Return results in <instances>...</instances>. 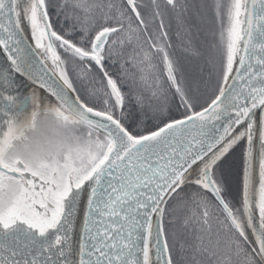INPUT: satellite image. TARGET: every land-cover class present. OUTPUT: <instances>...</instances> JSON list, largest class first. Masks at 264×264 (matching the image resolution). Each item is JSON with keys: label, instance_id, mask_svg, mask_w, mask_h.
I'll list each match as a JSON object with an SVG mask.
<instances>
[{"label": "snow or ice", "instance_id": "1", "mask_svg": "<svg viewBox=\"0 0 264 264\" xmlns=\"http://www.w3.org/2000/svg\"><path fill=\"white\" fill-rule=\"evenodd\" d=\"M166 3L177 6L176 0ZM69 4L77 13L72 30L79 24V44L53 30L46 0H0V47L9 53L16 71L26 63L19 57L23 20L36 48L51 60L54 74L58 73L67 89L76 91L57 47L84 63L85 78L94 62L110 89L106 95L114 101L112 109H122L125 96L104 62L112 59L113 46L123 47L121 34L131 44L143 29L151 47L163 53L168 79L176 85L181 102L191 107L176 84L172 61L159 43L167 33L162 31L153 39L137 0H126L127 7L114 0H63V6ZM214 10L221 27L227 87L221 86L207 108L165 122L155 131H129L112 111H96L79 95L72 99L55 81L48 88L60 103L45 109L43 127L38 123V104L28 124L18 122L19 114L32 102L30 96L3 97L7 104L0 108V264H175L167 239L161 241L163 205L180 196L189 183L212 194L224 216L219 224L237 237L222 239L221 229L213 228L209 200L199 191L191 193L183 200L188 208L183 226L189 239L179 244L189 264H264V0H215ZM154 17H160L159 10ZM97 18L104 23L92 35ZM159 26L163 29L162 19ZM146 61L147 53L139 63ZM129 62L136 66L135 58L130 57ZM45 86L46 82L41 84ZM104 102L108 104L107 99ZM257 110L259 183L258 192L250 196ZM230 112L235 116L220 133L215 122ZM242 124L245 129L233 136ZM243 139L247 140L243 213L254 244L248 240L240 210L224 199L223 183L214 177L218 163ZM198 163L193 181L190 170ZM86 182L90 188L87 211L79 244L74 247L72 217ZM257 210L258 222L254 220ZM152 214L157 218L154 251L148 239L153 235ZM137 229H144L146 235Z\"/></svg>", "mask_w": 264, "mask_h": 264}, {"label": "rangeland", "instance_id": "2", "mask_svg": "<svg viewBox=\"0 0 264 264\" xmlns=\"http://www.w3.org/2000/svg\"><path fill=\"white\" fill-rule=\"evenodd\" d=\"M187 1H189V4ZM114 2L123 4L127 7L126 0H114ZM46 3L48 4L49 17L53 25V30L57 31L60 35H65L66 38H71L74 43L79 44L81 36L79 24H77L75 30H72V25L76 23V11L70 4L63 6V0H46ZM176 4L177 6L173 8L166 3V0H155V3L153 0H137L138 10L145 21L148 22V33L153 36V39L160 37L162 31L167 33L166 38L160 39L159 43L164 45L168 58L172 61L173 73L176 81L178 68L181 69L184 75L183 77L179 76L182 82L179 84L176 82V84L182 89L184 97L187 99L188 104L191 105L190 108L185 105L182 109V112L185 113L204 104L213 96L215 89L222 82L225 54L224 47L219 40L221 27L215 15V0H176ZM156 10H159L160 17H154ZM129 14L133 15L130 12ZM79 15L82 21L83 14L79 13ZM161 19L163 20V29L159 26ZM103 23V20L97 18L95 28L91 29V34L94 35L95 31L98 30ZM109 23L114 22L109 21ZM132 23H136L134 15ZM69 32L70 35H68ZM119 38L125 39L123 47L119 44L113 46L112 59L105 60L104 64L109 75L117 81L118 87H120L121 92L125 96L123 107H126L127 111H129L134 106L133 109L136 111L137 115L135 119L131 117L132 122H137L138 119L143 116L147 117L161 113L159 109L161 108L163 110L167 100L173 95L176 98V102L177 100H181L180 94L176 91V85H173L172 81L168 79L163 53L157 52L151 47L150 41L147 39L143 29L140 30L139 37L133 40L131 44L127 42L123 34H121ZM33 42L35 44L34 40ZM40 51L43 52L42 49H40ZM57 51L65 61L64 67L72 83V78L74 77L78 84L86 86L89 83V90H92L90 95L96 94V98L93 100H89L88 96L84 99L91 103L97 102V106L104 107L108 111H115L118 115L121 114V110L126 112V108L112 109L111 106L114 101L113 99H109L106 95V92H110V89L107 88L106 80L99 70L98 73L102 75V78L97 74L95 76L97 83H94L91 76H88V78L86 76L85 78V65L83 62L72 57L62 48L57 47ZM147 52L151 54L148 55L149 61L140 64L139 61L143 59L144 54ZM137 53H139V56L136 55ZM130 57L135 58V67L129 62ZM111 60L116 63L114 67H110V63H112ZM175 61L178 64V68ZM141 68L144 69L143 72ZM142 76L144 79L141 78ZM204 76H208V78L204 80ZM211 77L215 84L214 88L207 87ZM123 86L126 88L123 89ZM31 98V104L26 111L20 114L18 122L21 125L28 124L31 120V113L37 110L38 104V110L41 113L38 123L43 127L46 123L43 113L45 109L49 107L46 106L45 102L39 99V95L33 96L32 94ZM106 99L108 100L107 105L104 102ZM160 118H166V115L162 113ZM84 128L86 130V127ZM141 130V125L136 127L135 124L134 127L130 129V131L135 133ZM146 131L141 132L143 133ZM237 145H240L241 149L237 148ZM243 148L244 140H241L218 163L214 170V177L223 183L224 199L229 202L231 207L235 203L238 205L237 208L240 210L239 214L247 231L248 240L252 243L251 232L239 206V179L241 178ZM197 172L198 170L191 172V180L194 181L197 178ZM198 191L209 200L214 230L220 226L219 221H222L224 218L218 204H215L211 197V193L199 189V187L193 183L187 184L180 193V196L170 199L164 207L165 212L162 226L164 238L167 239L175 264H189L187 255L182 254L179 250L180 242L189 239L188 232L183 226V221L188 214V208L183 203V200L191 193ZM175 206L176 208H174ZM236 238V235L231 233V239ZM245 246L247 247V245Z\"/></svg>", "mask_w": 264, "mask_h": 264}, {"label": "water", "instance_id": "3", "mask_svg": "<svg viewBox=\"0 0 264 264\" xmlns=\"http://www.w3.org/2000/svg\"><path fill=\"white\" fill-rule=\"evenodd\" d=\"M21 28L23 31L21 33H19L20 38H21L20 48L23 49V51L21 53H19V57H20V59H23L24 61H26V63L22 65L21 71H16L15 67L12 65V62L8 59L9 53L5 52L4 49L2 47H0V58L3 61V64L5 66V70L10 72L11 73V74L9 73L10 75H13V76L20 78L25 83V85H24L25 91H24L22 96L32 97V94H33V96L39 95V97H40L39 99H41L43 102H45L47 107L53 108V107L59 106L60 102L57 100L56 96H54L52 94V92L49 91L48 86L54 87L55 86L53 84L54 81L56 84L64 86L63 81L59 79L58 73L54 74L55 69L53 68L52 63L49 61V59L45 58L43 52L40 51L39 48H36L32 38L30 36V30H28L25 27L24 23H23V26L21 25ZM11 54L13 56H17L16 52H12ZM20 59L17 60V63H20ZM236 66L237 65H234V70H235ZM233 75H234V73H233ZM1 78L2 77L0 76V79ZM45 82H46L47 86L41 87V84L45 83ZM228 83L229 84L232 83V76L229 77ZM222 85L224 87H227V85H225L223 82V77H222V82H221L220 87L217 89L215 94L208 101H206L203 105H201L198 108H196L192 111H189L183 115H179V116H175V117L166 119L162 123L158 124L156 127L152 128L151 130L144 132V133H139V134H147L150 131H155V130H157V128L159 126H163V123L170 122L172 119H182L188 115H191L194 112L202 111L204 108H207L211 104L212 100H214L217 95H219V90H220ZM64 87L66 88V86H64ZM66 91L68 92L69 96L72 97V99H75V97L77 96L74 92H72L71 89L66 88ZM8 96H12V95L7 94V93H5L3 95L0 94V108H3L7 104V101L5 99H3V97H8ZM83 103L89 107H92L96 111H107L103 108H100V107H97L94 105H90V104H87L85 102H83ZM20 114H19V116H20ZM234 116H235V113L230 112L228 116H224L221 118V120L215 122L220 133H223L224 126H226L228 120L230 118H234ZM2 118L3 117L0 116V119H2ZM259 118H260V111L257 110L256 111L257 132H256V135L254 136V140H253L252 167H251V181H252V183H251V187H250V196L253 192H258V183H259V131H258V129H259ZM96 119H99V118H96ZM84 127H86V126H84ZM245 127H246V124H242L240 126H237L235 128V131H233L232 135L234 136L239 131H243L245 129ZM243 140H244V148H243V155H242L243 159H242V167H241V188H240L242 210H243V190H244L243 189V183H244V171H245V153H246V149H247V140L246 139H243ZM214 151H215V149H214ZM209 156H211V153H209ZM199 167H200V165L198 163L197 165H194L193 169L190 171L194 172L196 170H199ZM89 192H90V188L86 182V186L81 191L80 198H79L77 205H76L75 213L72 217V221H73L72 243H73L74 247H77L79 244L81 231H82V225H83V219H84L85 212L87 211V199L89 196ZM216 202L219 206L218 201H216ZM163 207H165V205H163ZM219 208H220V206H219ZM220 210L222 212L221 208H220ZM138 211H143V210H138ZM244 218H245V221L247 224V216L245 214H244ZM137 219L140 220L141 222H143L144 218L138 215ZM254 220L256 222H258V220H259L258 210L254 213ZM152 221H153V235H152V237H150L148 239L150 241V247L154 251V249H155L154 239H155L156 230H157V218H156L155 214H152ZM117 222H119V221L117 220ZM249 230H250L251 236H252V243L254 244L255 243V237L252 234L251 228H249ZM137 232L145 233V230L144 229H137ZM145 235H146V233H145ZM164 240H165L164 235H162L161 236L162 243ZM139 243L142 246L143 240H141ZM161 246H162V244H161Z\"/></svg>", "mask_w": 264, "mask_h": 264}, {"label": "trees", "instance_id": "4", "mask_svg": "<svg viewBox=\"0 0 264 264\" xmlns=\"http://www.w3.org/2000/svg\"><path fill=\"white\" fill-rule=\"evenodd\" d=\"M188 2V4H189V1H187ZM142 6H143V4H142ZM150 43V45H151V42H149ZM176 49V48H175ZM147 54L148 55H151L150 53H148L147 52ZM195 59H197V58H195ZM112 61V60H111ZM175 63H176V65H177V68H178V64H177V62L175 61ZM164 64V63H163ZM110 67H114L115 65H116V63L114 62V61H112V63H110ZM165 70V69H164ZM99 71H98V69H97V67L95 66V64H94V62H92V68H91V70L90 71H88V73H87V78H88V76H91V78H93V82L94 83H97V81H96V78H95V76L98 74V76L100 77V78H102V75L100 74V73H98ZM179 76L180 77H183L184 75L182 74V71H181V69H179L178 68V75H177V83L179 84V83H181L182 82V79L181 78H179ZM73 77H74V75H73ZM204 78V80H206V78H208V76H204L203 77ZM72 80H73V87L76 89V91H75V94L76 95H79V98L82 100V101H84V102H87V103H89V104H91V105H94V106H97V102H95V103H91L90 101H88V100H86V99H84V98H87V96H88V99L89 100H93V99H95L96 98V94H93V95H90L91 94V91L92 90H89V83H88V85H82V84H78V82L76 81V78L74 77V78H72ZM176 80V79H175ZM120 82V81H119ZM97 85V84H96ZM221 85V84H220ZM219 85V86H220ZM218 86V87H219ZM207 87H212V88H214L215 87V84L213 83V79H212V77H211V79H210V81L208 82V84H207ZM217 87V88H218ZM123 89H125L126 87L125 86H123L122 87ZM217 88L215 89V91L217 90ZM215 93V92H214ZM130 103V102H129ZM99 107V106H98ZM134 107V106H133ZM133 107L131 108V110H129V111H127V108L126 107H123V109L124 108H126V112L123 110H121V113H123V116H121V114L120 115H118V114H116V112L115 111H112L113 112V114L118 118V119H121V123H123L124 125H125V127H127L128 129H129V131H130V129H132L133 127H134V124H135V126L136 127H138V125H141V127H142V130L141 131H149V130H151L152 128H154L155 126H157L158 124H160V123H162L164 120H166V119H168V118H172V117H175V116H177V115H181V114H184V112H182V109L185 107V104H183L182 102H181V100H177V102H176V98H175V96L173 95V96H171L168 100H167V102H166V104H165V106H164V108H163V110L160 108L159 110L161 111V113H158V114H155V115H152V116H147V117H141L140 119H138V121L137 122H135V123H133L132 122V120H131V117H132V119H135L136 118V115H137V113H136V111L133 109ZM195 107H196V105H195ZM100 108H103V109H105L104 107H101L100 106ZM106 110V109H105ZM108 111V110H107ZM162 113H164L165 115H166V118H160V116H161V114ZM141 131H138V133H142ZM237 148H239V149H241V146L240 145H237ZM241 164V163H240ZM239 185H240V179H239ZM239 187V186H238ZM211 195V194H210ZM212 197V196H211ZM213 198V197H212ZM225 198V197H224ZM237 198H238V192H237ZM214 200V199H213ZM227 201V200H226ZM215 202V201H214ZM236 202V201H235ZM216 204V203H215ZM239 204H240V202H239ZM180 205V204H179ZM179 205H178V207H179ZM237 204L235 203V204H233V209L234 210H236V209H238L237 208ZM177 207V208H178ZM174 208H176V206L174 207ZM223 220H224V218H223ZM222 220V221H223ZM246 231V230H245ZM224 234H225V237H224ZM221 237H222V239H225V240H231V232H228L226 229H224L223 228V226H222V233H221Z\"/></svg>", "mask_w": 264, "mask_h": 264}, {"label": "bare ground", "instance_id": "5", "mask_svg": "<svg viewBox=\"0 0 264 264\" xmlns=\"http://www.w3.org/2000/svg\"><path fill=\"white\" fill-rule=\"evenodd\" d=\"M23 23L25 27L30 30V27L28 26L26 21L22 20L21 25L23 26ZM51 62V60L49 59ZM52 63V62H51ZM10 72L5 70V66L3 64L2 59L0 58V76L2 77L0 79V94L3 95L5 93L11 94L12 96H22L25 91V83L20 78L10 75Z\"/></svg>", "mask_w": 264, "mask_h": 264}, {"label": "flooded vegetation", "instance_id": "6", "mask_svg": "<svg viewBox=\"0 0 264 264\" xmlns=\"http://www.w3.org/2000/svg\"><path fill=\"white\" fill-rule=\"evenodd\" d=\"M219 228H220V229H221V231H222V225H220V226H219ZM245 230H246V229H245ZM246 233H247V231H246ZM224 237H225V234H224Z\"/></svg>", "mask_w": 264, "mask_h": 264}]
</instances>
